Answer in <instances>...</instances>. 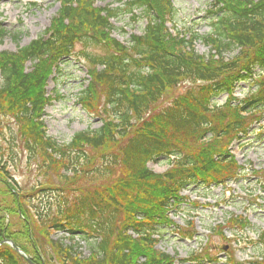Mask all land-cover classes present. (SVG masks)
<instances>
[{
	"label": "trees",
	"instance_id": "1",
	"mask_svg": "<svg viewBox=\"0 0 264 264\" xmlns=\"http://www.w3.org/2000/svg\"><path fill=\"white\" fill-rule=\"evenodd\" d=\"M55 2L59 11L45 34L14 54L0 53V116L14 121L11 141H21L27 159L58 181L23 195L7 165L0 166V243L11 240L34 264H175L156 247L162 227H175L169 215L185 200L179 193L238 182L244 169L230 147L264 122V0H212L203 35L177 30L172 0H130L115 8L95 7L96 0ZM123 8L145 21L127 45L112 38ZM5 35L0 25V40ZM196 42L209 47L206 56L196 52ZM71 62L87 73L79 106L100 126L60 143L44 126L54 99L46 88ZM239 82L248 91L236 100ZM184 83V93L158 110L164 95ZM220 95L223 104L216 102ZM159 158L170 167L163 174L147 167ZM70 191L78 195L68 201ZM42 193L49 194L42 214L30 215L24 199ZM12 216L19 218L17 230ZM214 227L245 230L250 223L230 215ZM60 230L69 233L68 243L51 240ZM256 233V241H246L257 252L248 264H264V231ZM74 236L88 245V256ZM0 264L26 260L2 243Z\"/></svg>",
	"mask_w": 264,
	"mask_h": 264
},
{
	"label": "rangeland",
	"instance_id": "2",
	"mask_svg": "<svg viewBox=\"0 0 264 264\" xmlns=\"http://www.w3.org/2000/svg\"><path fill=\"white\" fill-rule=\"evenodd\" d=\"M126 1L130 0H96L95 7L115 8ZM172 4L177 30L194 29L201 35L209 31L205 16L212 0H172ZM124 10L123 8L118 11L114 26L117 29L112 33V38L126 45L130 34L138 35L143 32L145 21L141 17L136 19L125 15ZM58 11L59 4L55 0H0V25L7 33L0 40V53L14 54L19 48L30 45L31 41L45 34L51 19ZM194 46L199 55L206 56L209 53V47L199 42ZM79 48L80 46H77L76 50ZM25 65V71L28 72L32 64L27 62ZM61 69L59 75L56 74L57 79L47 84V93L54 99L45 108L43 122L51 138L60 143H67L78 132L98 129L100 122L92 116H87L78 103V94L87 85L85 69L73 62L62 66ZM188 86L189 83H184L174 92L164 95L157 109L171 104V100L184 93ZM235 88L233 98L243 99L248 91L247 83L239 82ZM225 100L226 96L220 95L216 102L223 104ZM261 126L259 130L257 126H253L254 131L231 145V153L235 156L237 164L244 169V176L237 183L227 184L226 189L208 188L203 185L190 186L181 192L180 196L186 198L185 203H180L169 215L175 227H162L161 236H157L156 247L158 251L172 256L175 264H248L252 257L257 256L256 250L246 248V241H256V232L264 231V122ZM15 132L14 121L9 117L0 116V166L7 165L6 171L11 176V184L24 195L37 188L40 183H56V177L44 178L36 163L27 159V152L23 150L18 138L14 140L15 143L11 141ZM147 167L159 174L170 168L167 160L163 158L148 163ZM67 194L65 196L68 201L78 195L71 191ZM48 195L42 193L34 198L24 199L30 215L42 214ZM54 212L53 207L52 213ZM230 215L247 218L250 227L245 230L236 228L234 231L228 227L224 230H213L214 226L222 224ZM10 218L13 223L12 230L19 229V218ZM190 221L193 225L187 224ZM191 233L196 235L191 238ZM220 235L224 237L221 238ZM50 238L60 241L68 236L60 231L51 233ZM73 242L81 248L79 252L82 257L89 255L87 244L77 237Z\"/></svg>",
	"mask_w": 264,
	"mask_h": 264
},
{
	"label": "water",
	"instance_id": "3",
	"mask_svg": "<svg viewBox=\"0 0 264 264\" xmlns=\"http://www.w3.org/2000/svg\"><path fill=\"white\" fill-rule=\"evenodd\" d=\"M5 243H8V244L12 247V249L15 250L16 253L21 254V255L23 256V258L28 262V264H34V263H33L31 260H29L25 255H23V253H22L21 250L17 249V247L13 244L12 241H10V240H6Z\"/></svg>",
	"mask_w": 264,
	"mask_h": 264
}]
</instances>
